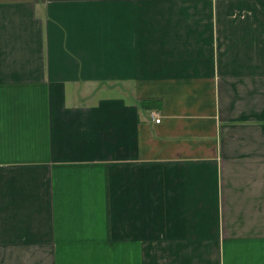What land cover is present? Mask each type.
<instances>
[{
	"label": "crops",
	"instance_id": "obj_1",
	"mask_svg": "<svg viewBox=\"0 0 264 264\" xmlns=\"http://www.w3.org/2000/svg\"><path fill=\"white\" fill-rule=\"evenodd\" d=\"M0 264H264V0H0Z\"/></svg>",
	"mask_w": 264,
	"mask_h": 264
},
{
	"label": "built area",
	"instance_id": "obj_2",
	"mask_svg": "<svg viewBox=\"0 0 264 264\" xmlns=\"http://www.w3.org/2000/svg\"><path fill=\"white\" fill-rule=\"evenodd\" d=\"M152 116L155 118V123H159V121H160L159 116H157L154 113H152Z\"/></svg>",
	"mask_w": 264,
	"mask_h": 264
}]
</instances>
